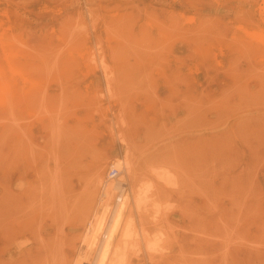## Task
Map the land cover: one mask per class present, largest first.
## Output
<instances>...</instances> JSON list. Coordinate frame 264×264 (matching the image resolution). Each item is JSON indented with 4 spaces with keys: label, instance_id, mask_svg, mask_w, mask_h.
<instances>
[{
    "label": "rangeland",
    "instance_id": "374dc122",
    "mask_svg": "<svg viewBox=\"0 0 264 264\" xmlns=\"http://www.w3.org/2000/svg\"><path fill=\"white\" fill-rule=\"evenodd\" d=\"M206 1L0 0V264H92L132 153L118 264H264V0Z\"/></svg>",
    "mask_w": 264,
    "mask_h": 264
},
{
    "label": "bare ground",
    "instance_id": "6f19581e",
    "mask_svg": "<svg viewBox=\"0 0 264 264\" xmlns=\"http://www.w3.org/2000/svg\"><path fill=\"white\" fill-rule=\"evenodd\" d=\"M121 1V0H120ZM180 1V0H179ZM192 1V0H191ZM195 1V0H194ZM201 1V0H200ZM203 1V0H202ZM206 1V0H205ZM226 1V0H225ZM234 1V0H233ZM241 1V0H240ZM254 1V0H253ZM256 1V0H255ZM169 2V1H168ZM207 2V1H206ZM227 2H228V0H227ZM217 3V2H216ZM215 3V4H216ZM185 4V3H184ZM214 4V5H215ZM232 5V4H231ZM235 5H236V3H235ZM192 7V6H191ZM203 7V6H202ZM233 7V6H232ZM262 7V6H261ZM193 8V7H192ZM194 9H196V8H194ZM203 9H204V7H203ZM173 10V9H172ZM249 10V9H248ZM173 12V11H172ZM177 13V12H176ZM241 13V12H240ZM244 13V12H243ZM250 15V14H249ZM249 15H247L248 17H250ZM5 16V15H4ZM177 16V15H176ZM241 16H243L242 14H241ZM241 16H239V17H241ZM253 16V15H252ZM185 17V16H184ZM238 17V16H237ZM236 17V18H237ZM238 17V18H239ZM180 18V17H179ZM191 18H192V16H191ZM197 18H198V16H197ZM213 18V17H212ZM175 19V18H174ZM178 19V18H177ZM177 19H175L176 21H177ZM181 19V18H180ZM179 19V20H180ZM183 19V18H182ZM188 19V18H187ZM205 19V18H204ZM250 19V18H249ZM256 19V18H255ZM192 20V19H191ZM212 20H214V18L212 19ZM211 20V21H212ZM184 21H185V19H184ZM209 21V20H208ZM241 21V20H240ZM173 22V21H172ZM213 22V21H212ZM235 22V21H234ZM104 23V22H103ZM233 23V22H232ZM238 23V22H237ZM204 24V23H203ZM202 24V25H203ZM236 24V23H235ZM181 25H183V24H181ZM247 25H248V22H247ZM180 25H178V27H179ZM220 26V25H219ZM240 26V25H239ZM153 27V26H152ZM202 27H204V26H202ZM209 27V26H208ZM183 28H185L184 26H183ZM225 28V27H224ZM232 28V27H231ZM250 28V27H249ZM262 28V27H261ZM170 29V28H169ZM180 29V28H179ZM181 29H182V27H181ZM180 29V30H181ZM187 30V29H186ZM200 30V29H199ZM202 30L203 31H205L203 28H202ZM244 30V29H243ZM249 30V29H248ZM247 30V31H248ZM260 30V29H259ZM261 30H263V29H261ZM260 30V31H261ZM169 31H171V30H169ZM183 31V30H182ZM190 31H191V29H190ZM229 31V30H228ZM252 31V30H251ZM7 32V31H6ZM5 32V33H6ZM172 32V31H171ZM179 32V31H178ZM201 32V31H200ZM214 32V31H213ZM212 32V33H213ZM227 32V31H226ZM244 32H246V31H244ZM1 33H3V32H1ZM0 33V34H1ZM161 33V32H160ZM160 33H158V35H160ZM173 33V32H172ZM172 33L170 34V38H171V35H172ZM189 33V32H188ZM192 33H194V32H192ZM249 33V32H248ZM264 33V32H263ZM4 34V33H3ZM163 34V33H162ZM236 34V33H235ZM250 34V33H249ZM255 34H257V33H254V35ZM261 34V33H260ZM13 35V34H12ZM165 35V34H164ZM197 35H199L198 33H197ZM203 35H206V34H203ZM212 35V34H211ZM216 35H218V34H216ZM227 35V34H226ZM166 36V35H165ZM201 36V35H200ZM200 36H198V37H200ZM218 36H220V34L218 35ZM246 36V35H245ZM248 36V35H247ZM246 36V37H247ZM258 36H260V35H258ZM60 37V36H59ZM58 37V38H59ZM161 37H163V35L161 36L160 35V37H158V38H161ZM204 37V36H203ZM252 37V36H251ZM206 38V37H205ZM210 38V37H209ZM211 38H212V36H211ZM231 38V37H230ZM238 38V37H237ZM245 38V37H244ZM260 38V37H259ZM264 38V37H263ZM0 39H1V36H0ZM4 39V38H3ZM8 39H10V38H8ZM63 38L61 37V40H62ZM162 39V38H161ZM199 39H202V37H200ZM198 39V40H199ZM219 39H220V37H219ZM240 39V38H239ZM246 39V38H245ZM256 39V38H255ZM231 40V39H230ZM241 40V39H240ZM264 40V39H263ZM262 40V41H263ZM1 41H3V40H1ZM9 41H11V40H9ZM170 41H171V39H170ZM169 41V42H170ZM206 41V40H205ZM205 41H204V44H205ZM216 42H217V40H215ZM237 41V40H236ZM251 41V40H250ZM172 42V41H171ZM201 42V41H200ZM200 42H199V44H200ZM203 42V41H202ZM232 42H233V40H232ZM255 42V41H254ZM164 43H165V41H164ZM198 43V42H197ZM231 43V42H230ZM242 43V42H241ZM260 43H262V42H259V44ZM0 44H1V42H0ZM160 44V43H159ZM161 44H162V42H161ZM169 44V43H168ZM178 44V43H177ZM180 44V43H179ZM203 44V43H202ZM202 44H200V45H202ZM204 44H203V46H204ZM211 44V43H210ZM214 44V43H213ZM220 44H222V43H220ZM238 44H239V42H238ZM237 44V45H238ZM257 44V43H256ZM182 45V44H181ZM196 45V44H195ZM219 45V44H218ZM224 45V44H223ZM229 45H231V44H229ZM241 44H239V46H240ZM262 45V44H261ZM0 46H2V47H4L3 46V44L2 45H0ZM71 47V46H70ZM168 47H169V45H168ZM167 47V48H168ZM212 47V46H211ZM251 47H253V46H251ZM197 48H198V46H197ZM210 48V47H209ZM234 48V47H233ZM239 48V47H238ZM237 48V49H238ZM69 49V48H68ZM169 49V48H168ZM211 49V48H210ZM216 49V48H215ZM219 49V48H218ZM224 49V48H223ZM239 49H241V48H239ZM247 49V48H246ZM252 49V48H251ZM203 50V49H202ZM213 50V49H212ZM220 50H221V48H220ZM227 50V49H226ZM234 50H236L235 48H234ZM248 50V49H247ZM3 52V50H1V53ZM172 52H173V50H172ZM171 52V53H172ZM199 52H200V50H199ZM215 52H216V50H215ZM229 52H230V50H229ZM231 52L233 53V49L231 50ZM236 52H237V50H236ZM240 52H241V50H240ZM251 52L252 53H254L253 52V49L251 50ZM250 52V53H251ZM204 53V52H203ZM217 53H219V52H217ZM221 53V52H220ZM172 54H174V53H172ZM204 54H206V53H204ZM227 54H228V52H227ZM256 53H254V55H255ZM169 55V54H168ZM207 55V54H206ZM221 55V54H220ZM238 55V54H237ZM247 55H249L248 53H247ZM251 55V54H250ZM260 55V54H259ZM262 55H263V53H262ZM5 55H4V53H3V57H4ZM174 56V55H173ZM180 56V55H179ZM201 56V55H200ZM203 56V55H202ZM214 56V55H213ZM222 56V55H221ZM252 57H253V55H251ZM264 56V55H263ZM165 57V56H164ZM204 57H206V56H204ZM211 57V56H210ZM243 57V56H242ZM250 57V56H249ZM6 58V57H5ZM214 58V57H213ZM212 58V59H213ZM248 58V57H247ZM258 58V57H257ZM20 59V58H19ZM18 59V60H19ZM169 59V58H168ZM205 59V58H204ZM215 59V58H214ZM237 59V58H236ZM5 60V59H4ZM171 60V59H170ZM3 61V60H2ZM1 61V62H2ZM101 61V60H100ZM204 61H206V60H204ZM6 62V61H5ZM85 62V61H84ZM211 62V61H210ZM215 62V61H214ZM257 62H259V61H257ZM256 62V63H257ZM3 63V62H2ZM192 63V62H191ZM231 63V62H230ZM233 63H236V62H233ZM232 63V64H233ZM4 64V63H3ZM7 64V63H6ZM176 64V63H175ZM208 64V63H207ZM211 64V63H210ZM5 65V64H4ZM20 65V64H19ZM177 65V64H176ZM187 65V64H186ZM205 65V64H204ZM171 66V65H170ZM175 66V65H174ZM214 66V65H213ZM219 66V65H218ZM22 66L20 65V68H21ZM190 67V66H189ZM208 67V66H207ZM228 67V66H227ZM13 68V67H12ZM15 68V67H14ZM16 68H18V67H16ZM204 68V67H203ZM219 68V67H218ZM230 68V67H229ZM25 69V68H24ZM195 69V68H194ZM220 69V68H219ZM223 69H224V67H223ZM184 70V69H183ZM196 70V69H195ZM215 70V69H214ZM231 70V69H230ZM8 71H11V69H10V67H9V69H8ZM187 71V70H186ZM185 71V72H186ZM232 71H233V69H232ZM226 72H228V71H225V73ZM262 72V71H261ZM8 74H9V72H7ZM231 73V72H230ZM15 74V73H14ZM186 74V73H185ZM239 74V73H238ZM10 77H11V79H12V77L13 76H15V75H13V73L11 74V72H10ZM13 75V76H12ZM27 76V75H26ZM229 76H230V74H229ZM5 77H6V74H5V70L4 69H0V90H2V92L4 91H7V94H8V83H10V81H8L7 79H5ZM24 77V76H23ZM19 78H21V77H19ZM32 78V77H31ZM31 78H29L30 80H31ZM230 78V77H229ZM232 78V77H231ZM230 78V79H231ZM236 78V77H235ZM239 78V77H238ZM13 79H15V77H13ZM194 79V78H193ZM247 79V78H246ZM23 80V79H22ZM21 79H20V82L22 81ZM27 80V79H26ZM30 80H27V81H30ZM38 80V79H37ZM239 80V79H238ZM241 80V79H240ZM34 81V80H33ZM234 81H236V80H234ZM2 93L3 95L4 94H6V92L5 93ZM0 95H1V92H0ZM9 96V95H8ZM3 97V96H2ZM29 99V98H28ZM6 100H9L8 98H6ZM19 100H21L22 101V104H23V100L22 99H19ZM25 100H27L26 98H25ZM1 104V103H0ZM9 104V103H8ZM26 104V103H25ZM64 104V103H63ZM6 105H7V103H6ZM29 106V105H28ZM60 106V105H59ZM8 107V106H7ZM37 121V120H36ZM40 122V121H39ZM21 123V122H20ZM51 123V122H50ZM63 123V122H62ZM262 125V124H261ZM54 126V125H53ZM61 128V127H60ZM14 132V131H13ZM25 139V138H24ZM123 142V141H122ZM128 145V144H127ZM21 146V145H20ZM130 146V145H129ZM132 149V148H131ZM126 150H128V149H126ZM133 150V149H132ZM134 152V151H133ZM133 155H134V153H132ZM132 154L130 155V156H132ZM128 154H126L125 156H124V158L122 159V161H119V160H116V161H114L112 164H111V166H113V167H116L120 172H121V175H122V173H124L126 176H129V178H128V182H129V184H130V190H129V192H128V194L127 195H125V198H124V201H123V203L120 205V206H117L116 207V209H115V211L114 212H112V215H111V220H110V223H109V225H108V227H107V229H106V239L104 240L103 238H102V235H103V231H104V229H105V226H104V223H105V220H106V217H107V211H105V210H99V211H97L96 212V214H95V216H94V218L92 219V227H90V229H88L87 230V232H86V236H85V239L83 240V242H82V244H83V246H85V249L86 250H84L85 252H86V254L89 252V251H92V249L96 246V243H97V241L99 240L98 239V237H100L101 239V241H100V243H99V245H98V247H97V250L95 251L96 252V254H95V258H94V260H93V263L92 264H118L119 263V261H120V257H121V253H123L125 250H127L130 246L129 245H134V244H132V242H134L136 239H137V232H136V229H135V226H134V224H133V215H132V213L130 212V210H129V212H128V209H129V207H130V204L132 203V197H133V201H135V205L134 206H136L138 209H141L143 206H146L145 205V203H146V201H143V196L145 197V195H146V193L149 191L148 190V188H141V186L138 184H136V181H138V179H137V177L138 176H136L137 174V172L135 173V171H134V167H133V162H132V160H131V158L132 157H130ZM148 166V165H147ZM148 167H151V166H148ZM251 168V167H250ZM148 169V168H147ZM153 170V169H152ZM146 171H148V170H146ZM155 172H156V170H154ZM148 172H150V170L148 171ZM151 173H152V171H151ZM153 174V173H152ZM160 174V173H159ZM130 175H133L134 176V180L133 179H131L130 178ZM152 177V176H151ZM245 177H247V176H245ZM153 178V177H152ZM159 178V177H158ZM171 178V177H170ZM137 179V180H136ZM245 179V178H244ZM145 180V179H144ZM120 181L121 180H118L114 185H112V184H108L107 186H105V189H104V191L102 192V194H103V198H104V200H102L103 202H104V206L107 208L109 205H110V203L113 201V199H114V197H115V191L118 189V187L119 186H117L118 185V183H120ZM245 181V180H244ZM92 185L93 186H95V188L98 190V188L102 185V182H103V177H102V180L100 181V175H98L97 177H95L94 179H92ZM122 182H126V181H124V180H122ZM147 182H148V180H147ZM146 181H145V184L147 183ZM246 182V181H245ZM127 183V182H126ZM149 183V182H148ZM100 189V188H99ZM141 189V190H140ZM145 194V195H144ZM261 198V197H260ZM263 199V198H262ZM240 220V219H239ZM233 222V221H232ZM206 226V225H205ZM35 238V237H34ZM103 240V241H102ZM237 245H238V243H237ZM135 246V245H134ZM64 247V246H63ZM39 250V249H38ZM39 252V251H38ZM91 253V252H90ZM89 254V253H88ZM94 256V255H93ZM60 259V258H59ZM93 259V258H92ZM64 264H65V262H64ZM121 264V263H120Z\"/></svg>",
    "mask_w": 264,
    "mask_h": 264
},
{
    "label": "built area",
    "instance_id": "2783aa9c",
    "mask_svg": "<svg viewBox=\"0 0 264 264\" xmlns=\"http://www.w3.org/2000/svg\"><path fill=\"white\" fill-rule=\"evenodd\" d=\"M109 166L110 167H109V169H108V171L106 173V176L103 179L102 186H101L102 190H100V192L101 191L103 192L104 189H105V186H107L111 182L116 183L118 181L119 177H120L121 172L116 167H113L111 165H109ZM117 186H119V187L115 191V197H114L113 201L111 202L112 210L110 209V213L106 217V220H105V223H104L105 229H104L103 235H102V238L104 240L107 238L106 237V229H107V227H108V225L110 223L112 212L115 211L117 206H120L123 203L125 195H127L128 192H129L128 184L126 182L120 181V183H118Z\"/></svg>",
    "mask_w": 264,
    "mask_h": 264
}]
</instances>
